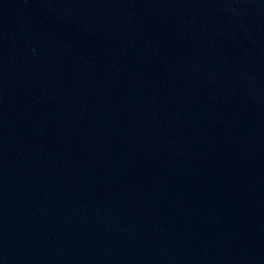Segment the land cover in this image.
<instances>
[{"label":"water","instance_id":"obj_1","mask_svg":"<svg viewBox=\"0 0 264 264\" xmlns=\"http://www.w3.org/2000/svg\"><path fill=\"white\" fill-rule=\"evenodd\" d=\"M0 264H264V0H0Z\"/></svg>","mask_w":264,"mask_h":264}]
</instances>
